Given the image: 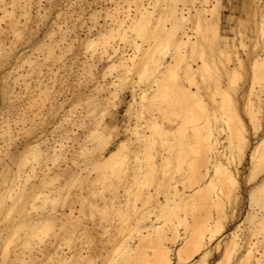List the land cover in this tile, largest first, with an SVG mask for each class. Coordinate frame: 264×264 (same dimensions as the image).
<instances>
[{
	"label": "bare ground",
	"instance_id": "1",
	"mask_svg": "<svg viewBox=\"0 0 264 264\" xmlns=\"http://www.w3.org/2000/svg\"><path fill=\"white\" fill-rule=\"evenodd\" d=\"M71 1L0 0V68L9 65L8 68L5 67L1 79L4 89H2L4 94L2 95L5 96V99H18L17 94L19 93L15 92L13 85H19L22 82L29 85L28 82L34 77V74H40L36 79L35 87L46 94H50L51 90L54 89V93L55 82L51 86L49 83L43 82V75L45 73L54 75L57 72L59 74L62 68L73 70L72 65L74 63L72 65L67 64L66 55L69 52L75 54L77 51L74 52V50L77 46L83 47L90 53V57L84 62L80 59L84 65L86 63V67L83 64L82 66L88 67L83 73L86 78L98 76L95 70L103 58L110 60L101 75L103 80L99 81L96 77L94 79L96 81H94L92 78L95 82L93 83L94 89L91 88V92L89 91L88 94H91L92 91L94 93L88 95L89 98L86 95L88 101L84 102L87 104L84 111L82 107L81 115H76L71 111L63 116L64 118L56 126L58 130L56 129V135L53 139L47 135L37 138L38 135L36 137V134H33L35 137L28 139L29 135L32 134L31 132L35 130L33 129V127L35 128V122H33L35 118H32V121L28 118L31 121V126L28 125L29 128H26L29 132L28 137L26 140L16 142L19 132L24 128L19 125L22 124L26 127L29 122L26 120L28 114L25 106L7 103L10 108H3V116L0 117V186H3L2 193L0 191V214L4 212L5 215H2L4 216L3 220L0 218V223H2L0 225L1 252L3 249L2 256L0 255V264L40 263L42 261L41 256H45L48 250H50V254L47 258L50 261L53 260V264H93L97 257L105 255L101 251H94L93 248L87 246L98 235L97 228L93 227V232L92 227L87 225L82 227L80 217L73 206L69 210L55 209L58 200H65L67 195H71L72 188L70 189L67 185L60 186L59 183V186L55 185L56 187L50 185L53 186L54 181L59 182L61 177L66 175H73V180L75 179L78 183L88 179V175L83 174L84 168L81 172L74 170V166L79 167L82 162L86 164L85 170L89 169L90 165L96 169L101 167L104 169L103 176L105 178L111 176L119 178L121 166H117L114 162L120 160L119 164L123 163L124 160L119 156L131 138L128 141L127 139L119 140L117 145L107 149V152L104 148L99 149L94 143V136L97 134L101 136L97 127L99 123L97 115L100 114L101 117H104L108 112L110 113V120L109 122L106 121L105 126L109 127L112 124L116 133L124 128L135 137L133 140L134 148L131 150L134 164L130 174L132 185L131 189L126 191V194L134 199L129 196V200L127 198L124 204L137 219L136 223H131L128 227L130 233L137 232V239L133 242H125L122 238L117 240L114 249L107 251V254H110L108 264H207V259L214 249L221 247H223V256H229L232 252L234 254L240 253L234 264H264V134L253 142L249 128L242 117V114H246L250 118L253 133L259 132L263 126L264 55L257 56L253 61L251 67L252 87L249 89L240 87L235 91L233 85L237 77L241 78L239 76L241 73L244 75L242 70L247 67L245 60L238 57L233 49L229 51L219 47L212 48V51L211 46L208 45L210 44V36L216 41L227 38L225 32L222 33L218 27L223 0H214L216 3L211 8H208L209 0H155L153 6L151 1L146 2L147 0H121L125 4L111 0L115 4L112 10H109L111 7H104L100 10L96 7L89 14L90 19L93 18L94 23H96L97 19L99 20V14L104 10L103 13H106L111 19L110 25L107 26L109 29L106 30V33L101 30L96 34L87 35L85 38L80 36L78 27L87 26L85 17L87 10L82 13L85 5L80 6L79 11L75 8L72 9L76 6H72ZM82 1L85 0H80L78 3L81 4ZM43 2H47V5H43ZM180 2L181 4H179ZM196 2L200 5H196ZM98 3L95 0L88 1L90 6L93 4L97 6ZM253 4L254 0H244L243 10L248 18L252 16V13L258 15V12L264 8L261 4L256 6ZM188 5H192V7L190 8ZM55 8L58 10H56L57 19L55 18L56 20L54 19L55 21L52 23L54 26L48 28L43 38L39 39L32 47V54L16 52L17 42L36 31L32 27L34 18L41 17L43 19L47 17L48 11ZM158 9L167 14L163 15L164 12L162 13L164 17L167 16V19L164 20L169 24L171 22V27H167L166 22L163 25V22L159 24L163 17L154 27H145V22L149 21ZM42 11L44 12L42 13ZM60 19H64L62 22L64 21L65 24H61ZM77 22H80L79 25ZM190 22L192 27L187 28V30L184 29L185 24ZM102 27L105 26L102 25ZM261 30L263 31L264 27H261ZM131 31L147 34L146 38L149 36L148 33L152 32L155 40L154 46L143 49V56L128 57L122 53L117 60H114L112 53L118 55L119 49L111 44L110 40L114 39L117 33L122 40L127 42L130 40ZM191 33L195 35H191ZM10 34L14 37L13 39L9 38ZM226 41L230 43L229 39ZM205 42H207L206 46ZM166 46L177 52L189 48L193 52L192 54L195 56L198 54L195 58H199L201 61L196 59L199 60L196 61L197 65H192L189 60L187 61V56H184L174 69L171 61H166L162 55ZM137 48L140 49V46ZM207 48L212 57H207ZM34 51L40 54H35ZM214 51L215 53L222 52L224 55L231 54L229 58L225 56L223 60L219 61L223 63V67H217L219 64L213 63L215 61L213 58ZM78 54L81 55L77 53V56ZM41 56H43L42 61ZM73 56L75 55L72 54L71 58L75 62L78 57ZM193 57L194 55L191 58L195 61ZM50 62L53 66L57 62H61V64H57L59 66L55 70L48 65ZM229 62H234V64L229 65ZM25 63L28 64L26 66L29 68L23 72H18ZM45 66L49 67L44 72ZM112 69L122 70L121 74L117 72L120 83H117L118 79L115 80L114 76L111 77ZM181 72L183 73L182 76ZM160 73L162 76L157 77ZM219 73L228 76L227 86L224 88L225 85L222 87L220 83L213 85V89L210 88V79L213 78V75L218 78ZM107 75L111 79H107ZM194 75H198L196 91L190 90L178 82L180 77L194 78ZM10 80L12 83L9 82ZM129 80L133 83L134 90L132 89L131 99L127 100L122 95L123 89L121 88L126 83L128 84ZM138 84H147L149 87L148 89L142 87L143 90H141L139 88L141 86ZM153 84H156V87ZM253 84H257L258 87L255 89ZM136 85L139 86L137 87L141 90L140 92L137 91ZM202 86L207 89L206 94L212 95L211 103L205 101ZM126 88L128 89V87ZM126 88L123 91H126ZM94 90L98 91V95ZM99 92L103 93L99 95ZM217 95L219 99L216 97ZM168 97L171 98L170 108L172 111L179 112L183 117L192 118L195 122L204 121L206 118V126H201V123L196 125L192 144L185 138H176L175 143L169 144L168 135L174 136L176 129H168L160 133L159 123L151 120V118L146 120L145 124L139 122V119L143 118L142 110L150 99H166ZM81 104L84 105L83 101ZM124 104L127 105L124 115L118 109L113 112L109 111L110 108ZM76 106H78L77 103ZM13 108L15 116L10 118L8 112H11ZM226 111L229 113L227 120L223 119ZM131 114H134L138 119L132 126L121 119V117L125 118L126 115ZM35 115L37 116V114ZM87 117L88 119L94 118V122L91 120V127L87 126L89 125L85 120ZM213 121L220 122V125L212 124ZM95 124L96 126L93 127ZM124 124L126 127H123ZM80 126H83V129L85 126L87 128L84 137L81 138L82 142L79 141L80 136L75 128ZM96 131L99 133L96 134ZM70 140L74 142L73 145L68 144ZM159 142H162L161 146L171 151L170 155L167 156L166 153L150 155L148 163H143L145 150L149 147H155ZM184 146H188L191 150L192 159L188 163L187 170L182 172L183 169H179L176 171L182 172L177 180L175 172L164 169V163L171 159L172 151L177 148L181 150ZM183 151H181L180 156L185 154ZM95 156L96 158H94ZM246 161L250 166L249 173L244 177V182L246 184L253 182L248 191L249 210L243 222L238 224L234 230L228 231L229 223L242 209L244 197L241 191L242 172L240 167H243ZM61 162L62 164H60ZM52 164L58 168L62 166V168L60 171H55ZM157 171L161 172L160 176H158L159 172ZM73 180L74 186L76 182L73 183ZM183 180L187 181L181 188L177 183ZM55 190L56 194L53 193ZM87 193L96 194L94 187L89 185ZM98 193L103 195V191ZM83 195L82 190H80L79 196ZM160 195L163 199H160ZM29 196L34 200L42 198L41 206H36L37 203L35 204V202L32 204V208H40L36 215L33 213L35 217L31 216L32 211L28 210L26 202L20 200V197L23 201L27 199L26 197L30 199ZM7 199H10L11 204L8 203ZM48 204L52 208L47 210L44 205ZM25 210L30 211L27 214L29 220L27 217L25 218V213H27V211L24 212ZM78 211L81 212V210ZM14 212L21 213L19 220ZM144 212L148 213L149 222L146 224L140 220ZM151 214H154L153 218L150 217ZM218 220H220L219 225ZM58 223L61 230L65 228L66 232L56 231L55 226ZM80 228L81 234L79 235L76 232ZM244 230L247 231V234ZM68 232L72 234L69 236L77 235L80 238V244L74 243L75 239L78 240L77 237H73L71 242L70 237L67 236ZM39 233L46 237L51 234L53 241L47 244L43 239L44 237L42 236V238ZM14 235H18V237H14L18 238L16 242L11 240ZM118 236H120L119 233H114V238ZM61 240H67V249L61 247ZM12 242H15L13 243V256L10 254L12 253L10 252Z\"/></svg>",
	"mask_w": 264,
	"mask_h": 264
},
{
	"label": "rangeland",
	"instance_id": "2",
	"mask_svg": "<svg viewBox=\"0 0 264 264\" xmlns=\"http://www.w3.org/2000/svg\"><path fill=\"white\" fill-rule=\"evenodd\" d=\"M88 1L89 0H85L84 2L82 1L81 4L78 3L80 2V0H72L71 5L72 6H76V7H72L75 9H78L79 11V7L80 6H84V11H82V13H84L86 10V21H87V26L84 27L83 26H79V34L82 38H85L87 35H93L98 33V31H103L104 33H106V30L109 29L110 23H111V19L106 15V13H103V11H101L102 13L99 14V20L97 19V22L94 23V19H90V13H92L91 10L95 9L97 7V9H102V8H109V10H112L115 6V4L111 1V0H95L97 2H99L97 4V6L95 4H93L92 6L88 5ZM117 2H122L121 0H116ZM151 1V5L153 6V3H155V0H147L146 2ZM209 6L208 8L213 7V5L216 3L214 0H209ZM249 1V0H248ZM74 2V3H73ZM77 4H76V3ZM123 3V2H122ZM197 3V2H196ZM76 4V5H75ZM79 4V5H78ZM83 4V5H82ZM125 4V3H123ZM181 4V2L179 3ZM243 4H244V0H223V6L221 7V20L219 21V29L220 31L223 33L225 32V34L227 35L226 39H223L222 41H216L214 40L211 36H210V44H208L209 46H211V50L212 48H221V49H227L230 51V49H233L236 51V55L240 58H242L243 60H245L246 63V69L242 70L243 74L241 73V78L237 77L235 84L233 85L236 89H240V87L244 88V89H249L250 87H252V72H251V67L253 64L254 59L257 56H262L264 55V30L260 31L261 27H264V8L261 9V11H257L258 15H254V13H252L249 18L246 16L245 11L243 10ZM259 5L261 4L264 7V0H254V4L253 5ZM43 5H47V2H43ZM78 5V8H77ZM88 5V6H87ZM196 5H200L199 3H197ZM91 8H90V7ZM87 7V8H86ZM151 7V6H150ZM163 8L165 6H162ZM188 7H192V5H188ZM134 9V8H132ZM56 10H58L57 8L53 9L52 11H48L47 13V17L45 18H41V17H35L32 27L36 30H34L35 32L32 33V35H27L29 37H23L22 40H19L17 42V49L16 52L20 51V53L25 52L28 55L32 54V47L38 42L39 39L43 38L44 33L48 30V28L53 27L54 25L52 24L57 18H56ZM81 11V10H80ZM160 9H158L157 11L154 12L153 17L145 22V27H154L157 22L159 21V19H161V17H163L162 20L159 21L163 22L162 25L166 22L167 16H163V15H167L164 11H161ZM44 11H42L43 13ZM165 14H164V13ZM35 13V11H34ZM161 13V15H160ZM163 13V15H162ZM135 14V12H134ZM107 16V17H106ZM263 16V17H261ZM56 18V19H55ZM38 19V20H37ZM55 19V20H54ZM62 20L64 19H60V23L63 24L64 21L62 22ZM38 21V22H37ZM169 21V20H168ZM37 22V23H36ZM78 25L80 22H77ZM52 24V26H51ZM65 24V23H64ZM166 26L167 27H171V22L169 24V22H166ZM71 25V24H70ZM102 25H104L105 27H102ZM65 26V25H62ZM246 26V27H245ZM39 27V28H38ZM80 27L81 31H80ZM192 27L191 22L185 24V26L183 27L184 29L187 30V28ZM55 28V27H54ZM189 30V29H188ZM190 31V30H189ZM192 32V31H191ZM149 36H147V38L145 37L147 34H144L142 32H137V31H131L129 36H130V40L125 42L124 40L121 39V37L116 33V35L114 36V39H111V44H114L118 49V55H116L115 53L112 55L114 56V60H117V58L119 57V55L122 53L126 54L128 57H134L137 55H142L143 56V49L148 48L149 46H154L155 44V40L153 38V33L149 32L148 33ZM191 35H195L193 33H191ZM149 37V38H148ZM10 39H13L14 37L10 34L9 36ZM149 39V40H148ZM227 39L230 40V43H228V41H226ZM207 41V42H209ZM207 42H205V46L207 45ZM137 46H140V49L137 48ZM208 46V48H209ZM78 48V50H77ZM75 48L76 50H74V52H76L75 54L73 52H69L67 56V64L72 65L73 63V67L71 70L70 68L64 70V68L61 69V71H59V74L57 72V74H49V73H45L43 75V82L45 83H49V85L51 86L52 84L54 85L55 82V92L53 93V91L51 90L50 94H46L44 92H41V90L38 87H35V83L37 82L36 79L39 77L40 74H34V77L28 82L30 83L29 85H27L26 83H21L19 85H13L15 86V92L19 93L17 94L19 96V98H13L11 100H7L5 99V96L3 97V91H2V75H3V71L5 70V67L8 68L9 65L0 68V117L3 116L2 112L3 110L9 109L10 108V104H15L17 106H21L24 107L26 109V113L28 115H26L27 119L30 118V120L32 121V118H35V120L33 122H35V128L33 127V132H31L32 134L31 137L29 135L28 137V131L27 129L29 128L31 121L28 120L25 125L26 127L22 124H20L19 126L24 127L23 129H21L22 131L19 132L20 134L18 135V139L16 142H21L22 140H26V138L28 137V139L36 137L38 135L37 138L42 137L47 135V137H49L50 139H53L54 136L56 135V132L58 129L56 128V126L58 125V122L60 120H62V118H64L63 116H65L66 114L70 113L71 111L74 112V114L76 115H81V111H82V107H83V111H84V107L87 105L85 104L88 100H87V96L91 95L92 93H94L92 91L91 94H88L91 92V88L94 89V84L95 82H93V80L96 78L99 81L103 80L102 78V73L104 71V68L108 65V62L110 61L108 58H103L102 62H99L98 64V70H95L96 76L95 78L88 76L87 78L85 77L86 75L83 74L84 70H87V68H84V61L85 59L87 60V58L90 57V53L87 52L85 49H83V47H78ZM207 48V49H208ZM206 49V54L207 57H212V54L209 53L210 50L208 49L207 51ZM213 51V50H212ZM211 51V52H212ZM35 54H40L37 51H34ZM77 53H80L81 55ZM193 52H191V50L189 48H184L181 49L180 52L177 51H173L171 50L170 47L166 46L164 47V50L162 52L163 57L165 58V60H169L172 63V68H176L179 65L180 60H182V58H184V56H187V61L189 60V62L192 63V65H197V62L201 59L199 58H195V54H192ZM42 54V53H41ZM75 55L76 57H78L75 62L74 60L71 58V56ZM194 55L192 59L191 57ZM205 55V54H204ZM230 53L227 54H223L222 52H213V58L215 59V61H213L214 64H219L217 67H223V63H220V60H223L225 58V56L227 58L230 57ZM73 56V57H75ZM80 56V58H79ZM234 56V55H233ZM43 56H41V61H42ZM72 59V62L70 61ZM83 61H81V60ZM106 59V60H105ZM108 59V61H107ZM192 59V60H191ZM199 59V60H196ZM235 59V57H234ZM194 61V63H193ZM197 61V62H196ZM196 62V63H195ZM42 63V62H41ZM225 63V62H224ZM57 64H61V62H57L55 65L53 66V64L50 62L48 65L51 67H53V69L56 70V68L58 69ZM78 64V65H77ZM83 64V66H82ZM234 62H229V65H233ZM28 65L27 63H25V65L23 67H21L19 69L18 72L28 69L29 67L26 66ZM49 66H45L44 67V72L47 71ZM86 67V66H85ZM83 68V69H82ZM120 69V68H119ZM119 69H112V75L111 77L114 76V79L117 80V83H120V77L117 76V74L119 75V73H122V70L119 71ZM71 70V71H70ZM100 71V72H99ZM165 71V69H164ZM21 72V73H22ZM99 72V74H97ZM119 72V73H117ZM215 73V72H214ZM16 74V73H15ZM109 75V74H108ZM107 75V76H108ZM183 75V73L181 72V76ZM218 78H216V76L213 75V78H211L210 80V88L213 89V85L215 84H220L224 88L227 86V81H228V76L226 77L225 74H218ZM246 75V76H245ZM110 76V75H109ZM108 76L107 79H109L110 77ZM162 76V73H160L159 75H157V77ZM244 76V77H243ZM119 77V78H118ZM194 78H183L180 77V80L178 82L184 84L187 88H189L190 90H197V78L198 75H194ZM93 78V80H92ZM130 78V77H129ZM135 78V76H134ZM56 79V80H55ZM90 80H92L90 83ZM111 79V78H110ZM84 81V82H83ZM87 81V82H85ZM96 81V80H94ZM10 83L11 80L9 81ZM130 82V83H129ZM146 83V82H144ZM87 84V85H85ZM93 84V85H92ZM129 84V85H128ZM128 84L126 83V87H128V89L124 86H122L123 90H125V88L127 89L126 91L122 92L119 90V92L122 93L123 96H125L127 98V100H130L132 97V89L134 87L133 83H131V81H128ZM132 86H131V85ZM149 85V83H147ZM147 84H138L136 85V87L138 86L141 90H143L142 87H144V89H148L149 86H147ZM229 84V83H228ZM89 85V86H88ZM154 86L156 84H153ZM57 86V87H56ZM130 86V87H129ZM137 87V88H138ZM156 87V86H155ZM209 87V86H208ZM216 87V86H214ZM229 87V85H228ZM253 87L256 89L258 87L257 84H253ZM136 88V89H137ZM137 89L138 92H140V89ZM254 89V91H255ZM4 90V89H3ZM60 92H59V91ZM134 90V89H133ZM207 89H204V87L202 86V92H204L205 94H203L204 99L206 102L211 103L212 101V95L210 96L208 93L206 94ZM208 90L211 91V89L208 88ZM57 91V92H56ZM90 91V92H89ZM95 91V90H94ZM233 91V90H232ZM59 92L58 97L56 96ZM96 92V91H95ZM56 93V94H55ZM98 93V91L96 92V94ZM103 93V92H99V95ZM120 93V94H121ZM3 94V95H2ZM87 95V96H86ZM98 95V94H97ZM121 95V97H123ZM86 96V97H85ZM88 96V98H89ZM55 97V98H54ZM218 99V95L216 96ZM4 98V101H3ZM57 98V99H56ZM85 99V101H84ZM264 99V97L262 98ZM87 100V101H86ZM170 100L171 98H166V99H150V101L146 104L145 108L142 110V117L141 119H139V122L142 124H145V121L150 119L154 120L156 123H159V128H160V133H163L165 131L169 130H174L176 129L175 135L174 136H170L168 135V142L169 144H173L176 142V138H185L189 140V143H193L194 140V130L196 128V125L201 123V126H206V118H204V121L201 122H195L192 118H186L183 117L182 114H179V112L176 111H172L170 108ZM9 101V102H8ZM11 101V102H10ZM13 101V102H12ZM64 101V103L62 104V102ZM81 101H83V104H81ZM175 101V100H174ZM173 101V102H174ZM85 102V103H84ZM264 102V100H263ZM7 103L9 105H7ZM76 103L78 106H76ZM75 104V105H74ZM119 104V103H118ZM74 105V106H73ZM80 105V106H79ZM126 104L124 105H119L113 108H110V112L116 111L118 109V111L121 112L122 115L125 114L126 112ZM4 108V109H3ZM86 110V108H85ZM10 111V110H9ZM14 108L11 110V112H8V116L10 118H12V116H15V112H14ZM82 111V112H83ZM6 112V111H5ZM32 112V113H31ZM7 113V112H6ZM162 113V114H161ZM2 114V115H1ZM10 114V115H9ZM37 114V116L35 115ZM109 112L106 113V115L104 117H101L100 114L97 115V120H99V123L97 124L98 129L100 130L99 132L101 133V136H99L97 133H99L98 131H96V136H94V143L98 146L99 149H105V152H107V149H109L110 147H114L115 145H117V142L121 139H130L127 143L126 146L124 148V151L120 154V158H122L124 161L122 164H119L118 160L117 162H114L117 166H121V174L119 176V178L117 177H113L111 176L110 178H105L103 176V172L104 169H101V167H99L100 169H96L95 167H93L92 165H90L89 169L87 168V170H85L86 164L85 163H80L81 166L79 165V167L74 166V170L81 172L84 168V173L85 175H88V179H86L85 181H79L80 183H78V181L76 182L75 179L73 180V175H66L65 177H61L62 179L59 180V182L54 181V185H50L51 187H56V186H68L71 190V195H67L65 200H58L57 206L55 207V209L57 210H69L70 207H74L76 209V213L77 215L80 217V224L83 226L87 225L89 227H94L96 229V232H98V235L92 240V242L87 246H89L90 248H93L94 251H101L102 253H104V256H99L97 257V260L93 263V264H102L104 262H106L107 264L109 263V257L110 254H107V251H112L114 249L115 246V242L119 239H124L123 241H129V242H133L137 239V232H132L130 233L128 230L129 225L134 224L137 222L136 217L133 215L132 212H130V210L127 208V206H125V202L127 201V198L129 200V196L128 194H126V191L131 189V180H130V174H131V169L133 164V158L131 156V150L134 148V142L133 140H135V137L133 136V134H130L129 132H127L124 128H122L121 130H118V133H116L115 128L112 124L109 125V127L105 126L106 121L109 122L110 120V116H109ZM229 113L226 111L223 115V119L227 120V118H229ZM32 116V117H29ZM242 117L244 119V122L247 124L248 128H249V133L252 137V141H256L257 138H259V136L261 137L262 134H264V121H263V126L260 129L259 132L257 133H253L254 131L252 130V123L250 122V118H248V116H246V114H242ZM121 119H124L129 125H134L138 119L135 117L134 114L131 115H126V117H121ZM264 119V118H263ZM85 120H87L88 124L87 126L91 127V122H94V118L91 117L88 119L85 118ZM92 120V121H91ZM81 121V119H80ZM214 122V123H213ZM212 124H219L220 122L218 121H213ZM110 123H112V121H110ZM126 124V123H125ZM124 124L123 127H126V125ZM29 125V126H28ZM218 125V126H219ZM96 126L93 125V127ZM130 126V127H131ZM172 126V127H171ZM86 127V126H85ZM83 129V126L80 127H75L77 130V133L80 136V140L81 138L84 137V133L85 131H87V128ZM27 128V129H26ZM71 128V127H70ZM57 129V130H56ZM23 133V134H22ZM26 133V134H25ZM58 134V133H57ZM257 134V136H256ZM33 135V136H32ZM223 136V135H222ZM256 138H255V137ZM82 142V141H81ZM162 142H159L158 144L155 145V147L151 148H147L144 152V156H143V163L147 164L149 159H150V155H159L161 154H165L168 156L170 155L169 150H167L166 148H164L163 146H161ZM69 145H73L74 142L70 140V142L68 143ZM15 146V143L13 144ZM75 146H77V144L75 143ZM185 147V146H184ZM183 147V148H184ZM174 149L175 151H172V157L171 159H169L168 161H166V163H164V169H166V171H171V172H175V176L177 177V180L180 178V174L187 170L188 168V163L191 162L192 159V155H191V150H189L188 146L185 147V149ZM180 150V151H179ZM184 150L183 152L185 154H182V156H180L181 151ZM96 158V156L94 157ZM249 161V159H248ZM248 161L244 162L243 167H240V170L242 172V194H243V203H242V209H240L238 211L237 216L233 219L232 222L229 223V227H228V231H232L236 228V226L240 223L243 222V220L245 219V215H247V212L249 210V201H248V191L250 189V185L253 184V182L251 184H246V182H244V177L249 173V166L250 164L248 163ZM182 162V163H180ZM62 164V162L60 163ZM181 164V165H180ZM53 165V164H52ZM54 166V165H53ZM56 166V165H55ZM54 166V170L55 171H60V169L62 168V166L59 168L56 166ZM183 166L184 168H179ZM160 169V168H159ZM179 169H183L182 172H176ZM159 172V175L156 173V175L160 176L161 172ZM72 177V178H71ZM179 177V178H178ZM64 178V179H63ZM71 180V181H70ZM72 180L74 181L73 183H75L76 185L73 186L72 184ZM58 181V180H57ZM187 180H183V181H178L177 185L179 187H184V183L186 184ZM82 182V183H81ZM59 183V184H58ZM56 185V186H55ZM91 185L94 187V191L96 194H88V186ZM73 186V187H72ZM154 185H152L153 187ZM3 186H0V191L3 189ZM151 188V186H150ZM154 188V187H153ZM152 188V189H153ZM47 190V189H45ZM80 190H82V193L84 194L83 196H79V192ZM116 190L118 191L116 193ZM154 190V189H153ZM3 191V190H2ZM1 191V193H2ZM103 191V195H99L101 192ZM114 191V192H113ZM55 191H53L54 194ZM31 197V196H29ZM131 197V196H130ZM160 199H163L162 196H159ZM27 199H25L23 201L22 197H20V200H22V202H26L27 204V208L28 210H31L32 212L30 213V211L25 210L24 212L27 211L25 218L28 216L27 214L30 213L32 217H35L34 215H36L37 210L39 209H35L32 208V204H34L33 202H35L36 206H41L42 205V198H37V199H33L32 197L29 199L28 197H26ZM133 198V197H131ZM134 199V198H133ZM8 203L11 204L10 199H7ZM82 200V201H81ZM31 202V205H30ZM138 204H140V202H138ZM30 208H29V207ZM44 207L48 210L50 208H52V206L50 204L48 205H44ZM78 210H81V212H79ZM18 212V211H17ZM2 212L0 214V218L3 220L5 213ZM16 218L19 220V216L21 215V213H16ZM34 213V215H33ZM18 214V215H17ZM29 214V216H30ZM154 214H151L150 217L153 218ZM30 218V217H29ZM128 218L130 219L128 221ZM28 219V217H27ZM29 220V219H28ZM31 220V218H30ZM142 223H147L149 222L148 219V213L144 212V215L142 216V218L140 219ZM221 220V219H220ZM220 220L217 221L218 225L220 223ZM31 222V221H29ZM0 225H2V223H0ZM249 225V224H248ZM94 228H93V232H94ZM55 229L57 232H61V231H65L66 229L64 228L63 230H61L59 223L55 226ZM182 229V228H181ZM79 235L81 234V228L77 229ZM76 230V231H77ZM62 232V233H63ZM95 232V233H96ZM244 232L247 234V231L244 230ZM51 234L53 233L52 231L50 232ZM114 233L117 234L119 233L120 236L115 237L114 238ZM241 234V231L239 232ZM49 234L48 237L44 236V234L39 233V235L44 239V241H46L47 244L50 243V241H53V236ZM72 235L70 232H68L69 236ZM74 234V233H73ZM243 234V233H242ZM51 235V236H50ZM66 235V234H65ZM75 235V234H74ZM244 236V235H242ZM14 237H18V235H14L11 240H14L15 242L17 241L18 238H14ZM69 240L72 242V240L74 239L73 237H77V235L75 236H69ZM14 238V239H13ZM73 238V239H72ZM246 238V237H245ZM62 239H64V237H62ZM77 241L76 239L74 240V243L76 244H80V238L77 237ZM68 240V239H67ZM67 240H61V247L67 249ZM37 242L39 241L38 239L36 240ZM43 241V242H44ZM15 242L11 243L10 246V253L11 256L14 255L13 253V249H14V244ZM122 242V241H121ZM42 243V242H41ZM44 243V244H46ZM123 243V242H122ZM43 244V243H42ZM72 244V243H71ZM2 249V248H1ZM216 249V250H215ZM214 251L212 252V254L208 257L207 259V264H234L237 261V257L238 255H240V253L238 254H234L233 252L228 256H223L222 251H223V247L217 249L215 248ZM244 250V249H243ZM27 252V251H25ZM50 250L46 251L45 256H41L42 257V261L40 263H36V264H53V260H48L47 256L50 254L49 253ZM0 255L2 256L3 253V249L2 252L0 250ZM28 253V252H27ZM110 253V252H109ZM236 255V256H235ZM0 256V257H1ZM233 256H235L233 258ZM236 260V261H235Z\"/></svg>",
	"mask_w": 264,
	"mask_h": 264
}]
</instances>
